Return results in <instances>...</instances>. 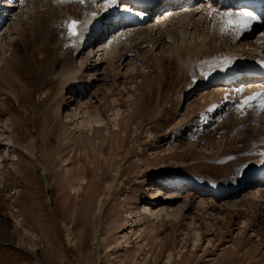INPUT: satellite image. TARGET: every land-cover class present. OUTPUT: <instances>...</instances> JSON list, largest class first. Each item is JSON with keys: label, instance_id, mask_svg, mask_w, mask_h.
Returning <instances> with one entry per match:
<instances>
[{"label": "rangeland", "instance_id": "374dc122", "mask_svg": "<svg viewBox=\"0 0 264 264\" xmlns=\"http://www.w3.org/2000/svg\"><path fill=\"white\" fill-rule=\"evenodd\" d=\"M17 5L0 10L10 15L0 25V38L9 34L0 45H9L0 51V264H264V182L253 197L261 184L239 174L264 156V90L243 95L256 96L247 105L235 98L204 126L209 90L188 93L198 63L168 56V46L153 54L140 36L119 44L128 70L111 68L121 75L108 62L90 69L104 60L95 55L100 41L93 35L77 50L64 24L91 5ZM223 28L221 52L247 44L232 45L226 37L238 28ZM80 58L70 85L62 71H78ZM187 179L214 181V193L201 196ZM150 201L170 216H146ZM130 223L139 243L130 234L128 247H115L116 230Z\"/></svg>", "mask_w": 264, "mask_h": 264}, {"label": "bare ground", "instance_id": "6f19581e", "mask_svg": "<svg viewBox=\"0 0 264 264\" xmlns=\"http://www.w3.org/2000/svg\"><path fill=\"white\" fill-rule=\"evenodd\" d=\"M9 1L13 4L4 3L0 6V10L6 7H14L15 3L16 7L19 6L17 5V0ZM140 1L143 0H139L138 2H134L133 0H82L83 3L91 5L93 8H96V10L90 15L83 16V20L80 18L78 21L80 24L79 32L75 36L69 34L66 26L67 22L73 18H69L65 21V28L63 27L65 32L64 35H66V37H72L73 42H75L73 44L77 45V50L81 47L88 36L86 35V32H83L84 25L88 24L89 28L93 29L100 27L90 37L95 35L93 41H100L96 45L95 55L101 56L104 60L100 61L101 59L97 58L99 61L95 60V62L91 64L90 69H96L101 62H108L113 75H121L119 69L116 71L115 67L122 65L123 68L124 66L127 68L128 62L125 60L128 56L125 52L123 53L126 49L122 51L121 48H119V44L123 43L125 48H127L130 42H135L137 37L140 38V36L145 38V41L142 40V44L146 43L149 47L148 50L151 53H153L154 49L157 47L162 48L163 46H168V56L173 54L176 60L180 62L190 61L192 63H198L197 65L195 64L196 68L193 74L194 76L192 77V84L188 87V93L192 92V94H194L197 88L201 87H206V89L209 90L207 91L209 94H207V100H205V107L203 106L206 114L204 112L202 113L203 109H200L201 114L199 113L201 123L204 126H208V122L212 121V118L208 117H214L215 115H219L221 112L225 111L226 104H230L235 98L244 102L246 98L243 97V95L252 93L253 91L255 93V91L258 92L264 89V45H261V40H264V30H260V27L264 25V21L261 16L257 14L259 13L258 8L247 9V7L242 4L244 3L243 0H164L160 7L156 6L149 8V4L154 0H145L144 4H140ZM20 5L23 6L24 4L22 5V3H20ZM32 5L31 7H34ZM100 5L103 7H100ZM102 8H104V12L102 14H98ZM118 10L120 11L118 12ZM161 10L163 13L159 14V11ZM125 13H130L133 18L127 21L116 19V16H120ZM4 14V11H0V25L5 24V22L9 19V13H7L5 15L6 17H3L4 19H2L1 16ZM151 14H154L152 22L149 21L151 19H149ZM146 16H148L149 20ZM96 18H100L101 22H97L98 20L94 22ZM227 18L236 22L241 19H246L249 24L253 25V28L251 30L243 29L239 25L235 24L238 31L236 30L237 33L232 35V37H226L228 41L232 43V45H235L236 40L245 37L248 39V42L243 46L237 44L235 46L236 49L234 50L221 52V41H223L224 38L220 39L217 36L218 30L216 31V29H221L223 27L228 29L224 23ZM84 21L87 23H84ZM6 24L7 26L5 29L9 31L10 28L8 27V23ZM3 30L2 35L4 36L5 31ZM64 32L62 30V33ZM7 35L9 34H6L4 38L3 36L0 38V45L3 39L9 37ZM255 35L256 37L251 40V38ZM8 41L10 42L11 39L8 38ZM7 43L8 42H5L3 46H0V51L5 52L6 49H9V45H7ZM2 47L3 49H1ZM214 47L218 49L215 53L213 51ZM90 53L91 50H89L86 55L89 56ZM2 55L3 54H0V60ZM203 55L204 57H202ZM83 58L78 60L80 63V69L78 68L79 70L75 73L74 71L72 73L69 68L65 69L66 72L62 71L64 77H66V73L67 77L69 76L67 83H70V85L76 84L74 83L75 74H78V72L82 69L85 63ZM114 63L117 65L111 68ZM244 69H248L249 71L245 76H243V74L235 77L239 70ZM61 77V79H65L63 76ZM90 77L92 76L90 75ZM73 87L71 89H73ZM215 99H218V101L216 102ZM77 107L78 105L76 108ZM76 112L77 111L73 112V117L77 116ZM67 118H69V115L65 114V119ZM76 119L74 122L75 125L82 126L86 123L87 126V122L83 121L84 119ZM185 119V124L190 123V120H192L190 117ZM8 142L7 144H9ZM263 169L264 156L252 163H248L247 166L242 167L239 174L241 173V177L249 178L250 183L257 185L255 181L256 175L257 173L262 172ZM184 183H186L190 189L199 190L201 196L214 193L213 188L216 185L215 182L211 180H208L201 185L196 184L190 179H187ZM261 186L262 184L252 189L251 194L253 197L261 195ZM154 191H157V189ZM176 197L178 196H174L172 199H175ZM151 203H153L151 207L149 205L143 206L142 212H144L146 216H152L153 219L160 218L162 214H164L165 217L170 216L171 211L169 212V207H158L155 206L154 202L150 201V204ZM199 203L204 204V201L202 202V199H200ZM127 228L128 231L126 230ZM115 233H122V237L115 238V247H118L121 244H125V246L128 247V235L130 234L135 236V238H133L136 240V244L139 243L138 238L140 235L136 230H134L133 224L131 223L122 229L120 228L116 230Z\"/></svg>", "mask_w": 264, "mask_h": 264}, {"label": "snow or ice", "instance_id": "6c2138e0", "mask_svg": "<svg viewBox=\"0 0 264 264\" xmlns=\"http://www.w3.org/2000/svg\"><path fill=\"white\" fill-rule=\"evenodd\" d=\"M229 17H230V14H229ZM225 26L226 27H233L235 26V24L237 23L236 21H233L231 20L230 18H227L225 21ZM69 34L72 35V36H75L77 33H76V23L75 21L72 23V25L70 26L69 28ZM256 99V96H252V97H249L247 100H245L243 102L244 105H247L249 103L250 100H255ZM260 103H261V106L264 107V99H261L260 100Z\"/></svg>", "mask_w": 264, "mask_h": 264}]
</instances>
